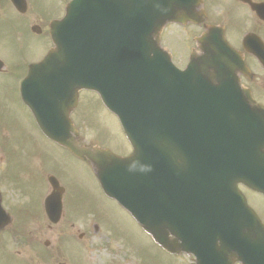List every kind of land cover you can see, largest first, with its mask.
<instances>
[{
	"label": "water",
	"instance_id": "1",
	"mask_svg": "<svg viewBox=\"0 0 264 264\" xmlns=\"http://www.w3.org/2000/svg\"><path fill=\"white\" fill-rule=\"evenodd\" d=\"M248 4L264 21V4ZM193 5L75 0L52 32L55 50L33 74L42 71L48 85H61L60 96L98 92L118 117L133 154L121 160L98 152L91 160L105 194L162 249L194 255L196 264H220L219 241L237 248L239 261L264 264V227L237 188L264 195V108L239 86L235 72L246 69L217 29L205 56L184 72L152 39L166 21L192 19L185 9ZM242 44L264 70L260 40L247 35ZM29 84L37 91L42 82ZM47 95L46 89L39 100Z\"/></svg>",
	"mask_w": 264,
	"mask_h": 264
},
{
	"label": "rangeland",
	"instance_id": "2",
	"mask_svg": "<svg viewBox=\"0 0 264 264\" xmlns=\"http://www.w3.org/2000/svg\"><path fill=\"white\" fill-rule=\"evenodd\" d=\"M222 1L226 5L232 6V0ZM221 7V5L216 4L211 8V17L218 20L216 16ZM237 8L242 11L239 7ZM240 24L236 32L234 26L228 28L230 37L229 39L227 37V39L231 43L237 41L236 34L241 38L247 30L253 27V23L247 16L244 17V21ZM165 32V35L173 41H176L177 35L180 33L179 29L174 26H170ZM0 40H4L0 44L16 45L6 35L2 36ZM171 48L173 51L176 49L173 46ZM29 49H33V47L30 46ZM5 51V48L0 46V52L6 53ZM28 55L32 56L34 53L30 52ZM5 59L10 61L12 60V56H6ZM260 76L262 75L258 74V80L256 81L259 87L256 83L253 86H257L263 94L257 98L260 102L264 103V77ZM16 77L17 73H14L9 80L5 77H0V97L12 98L14 96L17 86ZM80 108L83 114L80 117L79 127L83 142L91 143L90 141L95 139L96 143L104 145V147H107L117 155L125 154L128 151V145L119 124L114 117L103 110L99 102L96 101L95 105H91L85 98L81 102ZM15 139L21 140L19 134L15 136ZM66 162L70 169L74 171L72 172L69 169L68 175L78 184L75 201L76 205L83 212L84 219H92V222L99 227L105 226L107 232L105 230L94 232L92 227L79 228L78 225L76 229H53L52 234L46 235L49 241L48 248L52 253V264L58 262H65L66 264H111V261L119 264H128L124 261L126 257L124 252L128 250L131 252L132 258L141 259L147 264H182L177 258L169 259V256L153 248L147 236L133 220L115 203L102 196L95 178L87 166H82L67 159ZM244 193L246 194L245 197L248 205L255 211L264 224V198L249 193L246 190H244ZM83 232L89 233L84 236L83 240H78V235ZM24 255L25 251L22 250L21 258ZM33 258L34 256H31L29 261L32 262ZM49 262L43 258L42 262L36 264H49ZM20 264L23 263L20 262ZM130 264L137 263L133 260Z\"/></svg>",
	"mask_w": 264,
	"mask_h": 264
},
{
	"label": "flooded vegetation",
	"instance_id": "3",
	"mask_svg": "<svg viewBox=\"0 0 264 264\" xmlns=\"http://www.w3.org/2000/svg\"><path fill=\"white\" fill-rule=\"evenodd\" d=\"M19 2L22 3V0H19ZM65 2H67V0H24L25 10L23 13H18L11 6L9 0H0V19L3 20L4 14H6V16H11V18L16 20V24L20 32L24 34H32V31H35L36 34L32 35L35 38H38V42H41L43 47L46 43V38L48 37V25L52 20L59 16L62 6ZM255 23L258 24V27L262 28V31H264V25L261 22L256 20ZM33 27H35V29H33ZM46 49L43 48L40 53L38 52L39 55L37 53L36 55L38 56L35 57L34 60H39ZM21 54L24 57L25 53L21 52ZM25 60L26 59L24 57V60L20 63V65L25 64ZM244 61L249 67V62L254 67H258L256 61L247 55L244 56ZM253 79V77L247 79L243 76H240L241 84L248 87L249 89V85L253 82ZM2 103L6 105L15 104L20 110L23 108V110L27 112L21 103L20 107L15 94L12 99L2 100ZM31 121L32 125L30 127L23 128L24 133L29 135V138L26 142L28 146L24 147L23 150H19L18 147L14 149L11 147L0 146V164L6 161L13 162L15 161V158L24 159L29 157L24 171H20L16 168V172L14 174L9 172L0 173V206L10 218V221L7 222L0 230V264H18L19 260L18 248L22 241L20 228L22 229L24 226L20 225V210L12 199L11 188L20 181V174H26L27 179L32 182V184H34L37 191L42 193V195L50 189L47 180L51 176L49 172L52 171V147L50 145L52 143L45 140V138L39 133L36 124H34L32 119ZM31 134L35 135L39 140L32 138ZM41 145H45L46 147H42ZM54 146L59 150V153L62 154L64 158H69V160L77 164L83 163H80L79 160L70 156L66 151L60 149L58 146ZM42 149L43 151H41ZM55 176L59 180L64 177V169L62 165L58 166Z\"/></svg>",
	"mask_w": 264,
	"mask_h": 264
}]
</instances>
